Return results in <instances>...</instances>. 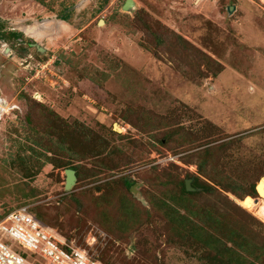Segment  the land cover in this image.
<instances>
[{
  "label": "rangeland",
  "instance_id": "374dc122",
  "mask_svg": "<svg viewBox=\"0 0 264 264\" xmlns=\"http://www.w3.org/2000/svg\"><path fill=\"white\" fill-rule=\"evenodd\" d=\"M126 1L0 0V221L28 206L101 264H218L191 179L244 210L212 235L264 264V196L235 193L264 183V0Z\"/></svg>",
  "mask_w": 264,
  "mask_h": 264
},
{
  "label": "built area",
  "instance_id": "2783aa9c",
  "mask_svg": "<svg viewBox=\"0 0 264 264\" xmlns=\"http://www.w3.org/2000/svg\"><path fill=\"white\" fill-rule=\"evenodd\" d=\"M0 232L19 243L16 249L0 239V264H35L25 257L26 251L40 255L46 264H101L85 250L68 244L36 218L28 206L10 212L0 221Z\"/></svg>",
  "mask_w": 264,
  "mask_h": 264
},
{
  "label": "trees",
  "instance_id": "16d2710c",
  "mask_svg": "<svg viewBox=\"0 0 264 264\" xmlns=\"http://www.w3.org/2000/svg\"><path fill=\"white\" fill-rule=\"evenodd\" d=\"M60 18L62 20L68 21L69 20V14H64L63 16H60ZM17 35H20V34L18 33ZM193 187H195L197 189L201 188L204 192L211 193L212 195L214 194L217 197L216 202L214 204V213H212L211 210L209 212V209L204 208L203 210H200L197 214H195V215L199 216L198 217L200 220L199 227H201L200 230L205 232L206 238H202L203 239L201 241L203 243L202 247L213 248L212 251H214V249H215L216 253L215 254L214 253L209 254V257L214 258L218 262V264H226V263L227 264L228 263L229 264H246V262H245L246 256L244 253L237 251L231 247H228L226 244L223 243V241L221 239L217 238V236H215V235H212V233L209 231V229L210 230L212 229L214 231H216V229H218V224H219V220H220L219 215L223 214L222 210L224 208L228 211H233V209H237L239 211L244 212V210L242 208H240V206H238L234 201L229 199L227 196L223 195L217 188H214V187L209 186V185H201V184L199 185L197 180L193 183ZM197 189L195 191H188L186 189L185 181H183L182 182V188H181V195H180L179 199H181V200L190 199V198L197 196L199 193H202L201 191H199ZM235 193L238 196V198H240V200H242L245 196H250L249 194H251V195L257 194L258 195L256 186H253L251 188V191L246 193V194H239L237 192H235ZM186 209L188 210V208H186ZM30 211L35 215L36 218H38L40 221H42L31 209H30ZM187 212L190 213L191 211L188 210ZM180 215L183 218L187 216V215L179 214V212H174L175 217H172V219L173 218L177 219L178 216H180ZM249 218L251 220L255 221L256 223L260 224V222H261L260 220L256 219L254 216L249 215ZM178 230H180V229H178ZM263 235H264V230H263Z\"/></svg>",
  "mask_w": 264,
  "mask_h": 264
},
{
  "label": "water",
  "instance_id": "95a60500",
  "mask_svg": "<svg viewBox=\"0 0 264 264\" xmlns=\"http://www.w3.org/2000/svg\"><path fill=\"white\" fill-rule=\"evenodd\" d=\"M130 6H132V0H127L125 3L124 8L128 9L130 8ZM65 174H66V184H65V188L67 190L71 189L72 186L76 183L77 181V175H76V171L72 168H67L65 169ZM263 183V180H261L259 182V184L257 185V192L259 196H264L261 194L260 192V185ZM186 189L188 191H195L196 188L192 186V180L191 179H187L186 180ZM258 200V199H256Z\"/></svg>",
  "mask_w": 264,
  "mask_h": 264
},
{
  "label": "bare ground",
  "instance_id": "6f19581e",
  "mask_svg": "<svg viewBox=\"0 0 264 264\" xmlns=\"http://www.w3.org/2000/svg\"><path fill=\"white\" fill-rule=\"evenodd\" d=\"M40 27L39 26H35V25L34 26H31V27H27L26 29H24V32H25V34H27L30 37L37 38L38 36H40L39 35L40 34L39 32L42 29ZM44 29L45 30H47V29L49 30L50 27H43V30ZM260 192L261 193H264V183H262V185L260 186ZM257 215H259L264 220V211L262 209L258 210Z\"/></svg>",
  "mask_w": 264,
  "mask_h": 264
}]
</instances>
